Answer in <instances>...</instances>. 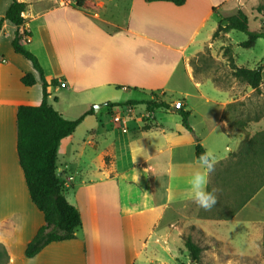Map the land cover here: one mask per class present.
<instances>
[{"label":"crops","instance_id":"1","mask_svg":"<svg viewBox=\"0 0 264 264\" xmlns=\"http://www.w3.org/2000/svg\"><path fill=\"white\" fill-rule=\"evenodd\" d=\"M20 1L32 35L24 44L38 58L46 81L59 82L48 88L49 103L64 118L77 119L96 104L154 95L171 108L151 113L147 126L130 121L127 132L110 115H88L61 141L57 174L67 200L80 211L81 225L75 239L51 243L27 258L26 246L45 219L20 166L17 113L22 105L41 104L43 81L31 61L15 53L16 26L5 20L0 30V225L11 220L14 232L5 237L0 230V239L9 250L8 264H135L150 241L171 251V243L184 245L188 237L201 247L211 240L202 261L205 252L218 249L209 254L217 264H264V170L247 179L234 171L258 161L257 124L246 130L248 137L230 132L226 110L233 97L211 81L198 80L191 67L212 44L220 23L213 17H221L218 9L232 0H186L182 6L90 0L95 8L89 12L76 9L75 0ZM12 2L0 0V21ZM30 73L36 84L26 87L21 80ZM62 88L77 98L79 116H72L74 107H57ZM177 101L190 113L192 132L172 110ZM82 127L85 131H79ZM85 133L82 145L76 136ZM86 142L96 160L84 162ZM198 143L217 161L208 177L217 204L207 211L193 202L187 184L198 166ZM138 242L142 245L135 251Z\"/></svg>","mask_w":264,"mask_h":264},{"label":"trees","instance_id":"2","mask_svg":"<svg viewBox=\"0 0 264 264\" xmlns=\"http://www.w3.org/2000/svg\"><path fill=\"white\" fill-rule=\"evenodd\" d=\"M145 1L171 2L176 6H182L186 3V0ZM74 7L89 12L94 10L95 5L90 0H75ZM25 10L26 4L24 2L13 0L5 17L0 21V30L5 20L10 21L16 26L12 47L15 53L31 61L43 81L41 104L38 106L22 105L19 107L17 113V150L20 166L24 172L30 197L36 207L44 214L45 219V224L38 230L25 249V256L33 258L51 243L69 241L76 238V231L81 225V214L75 206L69 203L64 194L65 183L57 174V154L61 141L72 135L86 116L94 115L95 112L92 107L79 118L69 120L64 118L49 103L50 93L48 92V88L57 87L59 82L55 79L49 83L46 81L44 70L38 58L24 44V41H28L32 36L27 31L26 20L22 16ZM258 11L262 12V9L259 8ZM231 31L247 34L248 39L240 44L242 48H253L258 39H264V26L258 30H252L247 14L241 9L230 16L221 18L213 39L215 40L221 34H228ZM226 52H229L228 48ZM230 65L235 78L250 88L256 91L259 90L264 77V58L262 64L255 69L237 66L231 56ZM21 81L26 87H32L36 84L35 77L31 73L24 75ZM130 104L134 106L143 105L149 113H154L158 109L169 110L171 108L170 103L154 95L153 98L143 101H128L126 103L108 102L105 104V109L108 114H111L116 109ZM176 111L181 116L185 129L192 132L190 113L183 108L176 109ZM260 147L264 151L263 143L260 144ZM195 152L197 157L206 153L203 146L199 143L196 146ZM0 230L5 237H10L14 232V223L11 220H6L0 225ZM0 240L8 257V264L9 250L5 242L2 239ZM262 245L264 249V240L262 241ZM184 246L188 252L190 264H202L201 256L204 248L190 237L185 239Z\"/></svg>","mask_w":264,"mask_h":264},{"label":"rangeland","instance_id":"3","mask_svg":"<svg viewBox=\"0 0 264 264\" xmlns=\"http://www.w3.org/2000/svg\"><path fill=\"white\" fill-rule=\"evenodd\" d=\"M259 8L262 9V12L258 11ZM239 9L243 10L247 14L250 28L252 30H258L264 26V0H232L226 4L224 8L218 9V13L221 17L216 15L213 17V20L218 22L219 19L221 20V18L230 16L236 13ZM247 39V34L239 31H231L230 35L221 34L215 40L213 39L212 44L207 46L202 53L192 59L191 67L198 80L211 81L218 88L229 91V95L233 97L234 103L230 104L226 110V119L230 126V132L244 133L248 137L249 135L246 130L252 128V125L254 126V124H257V127L255 128L258 133L255 140L259 144H264V131L259 132L260 130H264V77L259 90L256 91L235 78L230 65V56L233 58V62L240 67L255 69L262 64L264 58V39H259L253 48L247 49L240 47V44ZM227 48L229 49V52H226ZM59 91L62 92V103L57 107L59 109L68 106L74 107L71 112L73 113L72 116H79L82 111V107H77V105L74 104L77 98L73 95L72 91L65 88L59 89ZM96 105H94L93 108ZM128 106L137 108V120L139 123L143 122L144 126H147V121L149 119L146 118V107L143 105L134 106L131 104ZM107 115L109 114L107 113L105 107L97 113L98 118H106ZM84 128L85 127H82L79 131H85ZM76 137L80 138L83 145V140L87 138V134L77 135ZM84 145L86 149L84 162H90V159L88 158L96 160L97 153L95 149L91 148L87 142ZM255 157L258 158L257 163H252L251 161L246 168H239L234 171L239 172L240 177L244 179H247L249 176L252 178L254 175L259 174L262 170H264V151L261 147H258ZM59 162H61V159ZM60 167L59 163V168ZM88 167L89 165L85 166V168ZM228 187L230 188V191L234 189L232 185H229ZM155 238L156 236H153L151 240H155ZM136 245L138 248H135V251H138L142 243L138 242ZM149 245L150 246L144 249L141 254L139 262L135 264H190L188 252L184 248L183 244L172 245L171 243V251H167L160 247L161 245L153 244L151 241ZM202 245H205V247H203V251L207 250L206 248H211L213 246L211 240L206 242L203 241ZM216 250L218 249H212L211 251L205 252L202 264H217L215 259L209 255L210 252ZM147 257H150L152 260L149 261ZM7 262L8 257L5 254L3 243L0 240V264H7Z\"/></svg>","mask_w":264,"mask_h":264},{"label":"clouds","instance_id":"4","mask_svg":"<svg viewBox=\"0 0 264 264\" xmlns=\"http://www.w3.org/2000/svg\"><path fill=\"white\" fill-rule=\"evenodd\" d=\"M216 158L212 153L198 157L197 168L187 181L191 199L200 208L210 210L217 204L215 191L208 190V177L215 170Z\"/></svg>","mask_w":264,"mask_h":264},{"label":"built area","instance_id":"5","mask_svg":"<svg viewBox=\"0 0 264 264\" xmlns=\"http://www.w3.org/2000/svg\"><path fill=\"white\" fill-rule=\"evenodd\" d=\"M182 108H183V103L181 101H177L175 103V109H182ZM145 112H146V118L149 119L151 113H149L147 110ZM109 115L114 123L120 125L123 128V131L127 132L130 121L137 119L138 111L136 107L124 106L122 108L116 109L114 112H112Z\"/></svg>","mask_w":264,"mask_h":264},{"label":"water","instance_id":"6","mask_svg":"<svg viewBox=\"0 0 264 264\" xmlns=\"http://www.w3.org/2000/svg\"><path fill=\"white\" fill-rule=\"evenodd\" d=\"M104 107H105L104 104L96 105V106L94 107V112H95V113H98V112H99L102 108H104ZM172 110L175 111L176 109H175V108H172Z\"/></svg>","mask_w":264,"mask_h":264}]
</instances>
